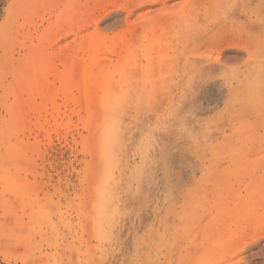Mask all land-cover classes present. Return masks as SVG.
Listing matches in <instances>:
<instances>
[{
  "label": "rangeland",
  "instance_id": "1",
  "mask_svg": "<svg viewBox=\"0 0 264 264\" xmlns=\"http://www.w3.org/2000/svg\"><path fill=\"white\" fill-rule=\"evenodd\" d=\"M0 264H264V0H0Z\"/></svg>",
  "mask_w": 264,
  "mask_h": 264
}]
</instances>
